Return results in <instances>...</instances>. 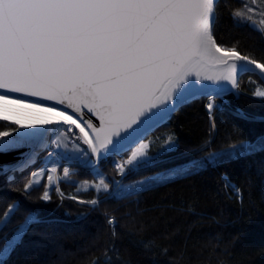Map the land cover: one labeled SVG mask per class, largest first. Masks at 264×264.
Segmentation results:
<instances>
[{
  "label": "snow or ice",
  "instance_id": "1",
  "mask_svg": "<svg viewBox=\"0 0 264 264\" xmlns=\"http://www.w3.org/2000/svg\"><path fill=\"white\" fill-rule=\"evenodd\" d=\"M225 20L264 40V0H0V264H40L34 237L66 222L54 216L65 199L85 206L77 222L104 218L103 264H139L120 259L110 201L233 162L248 166L242 185L221 174L229 198L264 184V90L252 92L259 112L234 104L245 76L264 86V45L226 42ZM193 102L208 122L202 143L181 150L174 130L156 135ZM225 115L261 129L217 141ZM82 176L95 196L65 197L61 179Z\"/></svg>",
  "mask_w": 264,
  "mask_h": 264
},
{
  "label": "trees",
  "instance_id": "2",
  "mask_svg": "<svg viewBox=\"0 0 264 264\" xmlns=\"http://www.w3.org/2000/svg\"><path fill=\"white\" fill-rule=\"evenodd\" d=\"M261 19L256 18V28L261 27ZM221 36L226 42H235L232 38L239 37L248 47L264 45L258 32L249 27L234 26L230 20L221 25ZM259 87L264 88L255 76L252 82L245 76L241 99L234 104L248 112L261 111L260 102L252 95ZM252 129L258 132L261 126L246 125L225 115L218 122L216 139L223 141L228 134L252 138ZM172 130L180 140L181 150L185 145L202 143L209 128L200 103L193 102L177 113L173 127L161 129L156 135L163 136ZM175 163L185 161L177 159ZM247 166L248 162H233L219 172H205L158 186L134 197L132 202L110 201L107 207L115 210L113 214L120 221L119 231L126 234L115 242L120 259L131 258L139 264H152L154 259L157 264H264V184L254 180L250 187H244L241 203L229 198L221 180V174L227 171L235 184H244L245 175L241 169ZM84 179L91 181V177L84 176L61 181L65 197H94V191H77L83 186ZM53 200L50 206L55 208L60 203L55 192ZM64 205L54 212V216L66 222L50 229L47 240L34 237L43 247L29 251L28 255L40 264H91L93 260L103 264L107 259L100 247L105 240L101 230L104 218L101 216L97 221L93 217L86 222H77V216L85 206L68 199L64 200ZM140 240L144 244L137 246L134 241ZM149 248L154 251V256L143 254Z\"/></svg>",
  "mask_w": 264,
  "mask_h": 264
},
{
  "label": "rangeland",
  "instance_id": "3",
  "mask_svg": "<svg viewBox=\"0 0 264 264\" xmlns=\"http://www.w3.org/2000/svg\"><path fill=\"white\" fill-rule=\"evenodd\" d=\"M256 89H257V88H256ZM259 89H260V90H264V88H260V87H259ZM61 181H64V180L61 179ZM61 181H60V182H61ZM78 192H79V193H86V192H88V190H86L85 187L82 186V187L79 188V191H78Z\"/></svg>",
  "mask_w": 264,
  "mask_h": 264
},
{
  "label": "water",
  "instance_id": "4",
  "mask_svg": "<svg viewBox=\"0 0 264 264\" xmlns=\"http://www.w3.org/2000/svg\"><path fill=\"white\" fill-rule=\"evenodd\" d=\"M9 159H11V158H9Z\"/></svg>",
  "mask_w": 264,
  "mask_h": 264
}]
</instances>
